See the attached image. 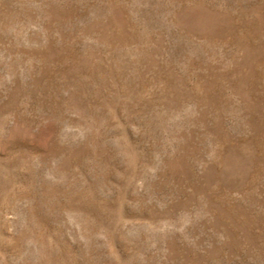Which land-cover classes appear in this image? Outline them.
Segmentation results:
<instances>
[{
    "label": "rangeland",
    "instance_id": "1",
    "mask_svg": "<svg viewBox=\"0 0 264 264\" xmlns=\"http://www.w3.org/2000/svg\"><path fill=\"white\" fill-rule=\"evenodd\" d=\"M0 264H264V0H0Z\"/></svg>",
    "mask_w": 264,
    "mask_h": 264
}]
</instances>
